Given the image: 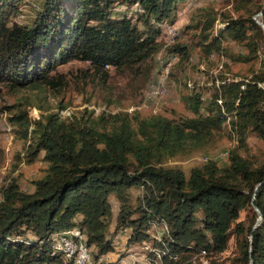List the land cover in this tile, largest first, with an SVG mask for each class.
Returning a JSON list of instances; mask_svg holds the SVG:
<instances>
[{
	"label": "trees",
	"instance_id": "16d2710c",
	"mask_svg": "<svg viewBox=\"0 0 264 264\" xmlns=\"http://www.w3.org/2000/svg\"><path fill=\"white\" fill-rule=\"evenodd\" d=\"M22 1L0 0V84L9 92L41 87L58 93L66 81L56 69L76 61L86 64L82 76L101 88L112 68L138 93L164 44L160 25L174 23L187 0H42L28 22L19 23ZM230 1L235 15L221 16L218 35L210 36L214 12L202 6L195 24L180 28L200 25L197 45L204 56L211 49L222 53L220 32L251 53L264 41L252 18L260 12L264 24V0ZM178 34L175 28V40L164 48L185 65L189 48ZM263 67L240 80L217 70L208 87L183 83L180 100L188 117L83 107L66 115L45 109L32 118L25 98L1 105L25 143L24 161L39 157L44 167L30 191L13 177L0 186V264H59L49 236L73 227L97 257L112 252L114 234L125 228L126 246L151 240L152 223L165 224L166 232L151 240L150 264H191L201 254L223 251L231 238L235 252L228 264H264ZM64 107L58 100L56 108ZM248 135L259 142L258 154L250 152ZM217 138L232 142L226 165L207 160L187 176L164 165ZM245 210L250 217L240 220Z\"/></svg>",
	"mask_w": 264,
	"mask_h": 264
},
{
	"label": "rangeland",
	"instance_id": "374dc122",
	"mask_svg": "<svg viewBox=\"0 0 264 264\" xmlns=\"http://www.w3.org/2000/svg\"><path fill=\"white\" fill-rule=\"evenodd\" d=\"M42 0H23L19 3L20 13L15 17L19 23H26L38 9ZM227 2V4H226ZM235 1L230 0H187L181 5L176 13V20L173 24L178 31V41L187 45L189 57L185 65L178 64V56L161 49L153 57V66L150 77L140 92L133 91L126 82V79L109 68V78L103 88L94 84L90 76H82L80 69L85 67V63L71 62L58 67L56 70L62 72L66 81L64 88L58 93H52L41 87L36 89H24L9 92L0 84V107L10 105L16 100L22 101L24 98L28 108V115L32 118L38 116L40 112L46 110L57 111L60 115H66L68 110L81 109L83 107L92 108L94 112L106 110L114 112L132 109L138 111L141 116L160 114L167 118L188 117L191 113L183 106L180 96L183 93V83L190 88L195 86L210 85V79L216 76L217 70L224 71L227 79L240 80L242 76H249L253 71H257L264 66V41L260 42L254 52L226 37L220 32L222 53H215L210 50L207 55L201 53L199 47L200 25L180 30L184 24H195L199 16V6L204 10L214 12L216 20L210 31V36L218 35L223 24L220 22L221 16L225 13L232 15V5ZM117 12H127L123 7H117ZM231 11V12H230ZM259 12L252 15V18L259 20ZM204 14V12L200 13ZM199 14V15H200ZM258 14V15H257ZM235 14L233 13L232 16ZM197 16V17H196ZM166 24V23H164ZM163 24L161 25L162 28ZM223 35V36H222ZM165 42H169L172 37L163 35ZM175 40V38H174ZM170 44V43H167ZM173 58L169 60V57ZM264 70V67H263ZM263 85V84H262ZM32 92L36 93L33 94ZM157 92V93H156ZM202 98L207 100L208 91L202 90ZM140 94V95H139ZM60 100L64 109H57L56 103ZM7 120V113L0 112V186L9 178L13 177L19 184L20 189L30 191L31 182L42 173L44 163L37 157L34 161L26 163L22 152L25 143L11 129ZM247 142L252 154H258L260 144L253 135H248ZM232 146V142L225 138H217L213 143L204 148L188 153L178 154L166 159L164 165L179 167L185 176L193 166H198L207 160L213 161L217 166L227 164L226 152ZM16 154L19 155L20 162H17ZM16 165V166H15ZM134 192V190H133ZM113 212L116 209L114 201H111ZM250 217V211H242L239 219ZM113 223L111 224L112 228ZM130 228H125L115 233L112 242L120 250L121 255H125L126 237ZM151 243V242H150ZM114 248V245H113ZM91 257H95L96 249L88 248ZM235 249L232 238L229 239L226 248L214 255L205 256L203 254L196 257L191 264H228L234 255Z\"/></svg>",
	"mask_w": 264,
	"mask_h": 264
},
{
	"label": "built area",
	"instance_id": "2783aa9c",
	"mask_svg": "<svg viewBox=\"0 0 264 264\" xmlns=\"http://www.w3.org/2000/svg\"><path fill=\"white\" fill-rule=\"evenodd\" d=\"M161 31L162 39H164L163 35L165 34L172 37L169 42L163 40L162 49H164L166 45H169L167 43H173L175 28L173 24H163ZM172 58L173 55L169 57V60ZM164 232H166V226L163 223H152L147 229L151 240H159ZM151 240L127 246L124 256L119 253L120 250H117L112 260H107L102 256L103 254L97 257L93 256L92 258V254L88 252V248L91 247L85 245L84 237L80 230L73 227L51 233L49 236V247L51 254H58L60 256L59 264H150L147 252L152 250Z\"/></svg>",
	"mask_w": 264,
	"mask_h": 264
},
{
	"label": "water",
	"instance_id": "95a60500",
	"mask_svg": "<svg viewBox=\"0 0 264 264\" xmlns=\"http://www.w3.org/2000/svg\"><path fill=\"white\" fill-rule=\"evenodd\" d=\"M258 14H260V12H259ZM258 14H257V15H258ZM253 19H254V21L256 22V24L259 25V27H260L261 29L264 30V24L261 23L260 21H258V20L255 19V18H253ZM262 89H263V91H264V82H263V85H262ZM263 109H264V100H263ZM254 210L258 213V216H257V218H256V222H258V221L260 220V214H259V211L257 210L256 207H254Z\"/></svg>",
	"mask_w": 264,
	"mask_h": 264
},
{
	"label": "crops",
	"instance_id": "0c3cea01",
	"mask_svg": "<svg viewBox=\"0 0 264 264\" xmlns=\"http://www.w3.org/2000/svg\"><path fill=\"white\" fill-rule=\"evenodd\" d=\"M112 244H113V242H112ZM113 245H114V248H113L112 252H107V253L102 255L107 260H112L114 258V253L117 251V249H115L116 245L115 244H113Z\"/></svg>",
	"mask_w": 264,
	"mask_h": 264
},
{
	"label": "bare ground",
	"instance_id": "6f19581e",
	"mask_svg": "<svg viewBox=\"0 0 264 264\" xmlns=\"http://www.w3.org/2000/svg\"><path fill=\"white\" fill-rule=\"evenodd\" d=\"M85 241V240H84ZM150 259V258H149ZM151 261V260H150Z\"/></svg>",
	"mask_w": 264,
	"mask_h": 264
}]
</instances>
